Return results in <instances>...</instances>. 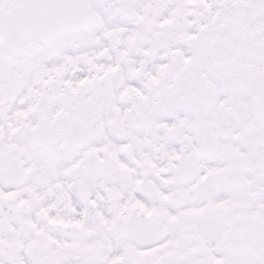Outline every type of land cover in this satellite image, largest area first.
<instances>
[{
	"label": "snow or ice",
	"instance_id": "1",
	"mask_svg": "<svg viewBox=\"0 0 264 264\" xmlns=\"http://www.w3.org/2000/svg\"><path fill=\"white\" fill-rule=\"evenodd\" d=\"M0 264H264V0H0Z\"/></svg>",
	"mask_w": 264,
	"mask_h": 264
}]
</instances>
